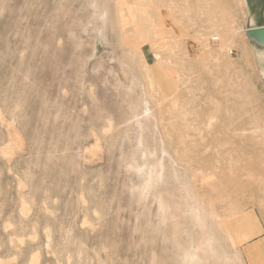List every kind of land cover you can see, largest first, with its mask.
I'll return each instance as SVG.
<instances>
[{"label": "rangeland", "instance_id": "1", "mask_svg": "<svg viewBox=\"0 0 264 264\" xmlns=\"http://www.w3.org/2000/svg\"><path fill=\"white\" fill-rule=\"evenodd\" d=\"M260 26L264 0H0V264H251L221 229L264 217Z\"/></svg>", "mask_w": 264, "mask_h": 264}, {"label": "crops", "instance_id": "2", "mask_svg": "<svg viewBox=\"0 0 264 264\" xmlns=\"http://www.w3.org/2000/svg\"><path fill=\"white\" fill-rule=\"evenodd\" d=\"M161 66L164 70L165 80H161L155 66ZM151 69L154 81L160 92L170 97L174 94V80L168 70L161 64ZM166 83L165 81H167ZM167 84L170 86L168 88ZM168 90H172L171 92ZM222 232L230 247L239 250L240 254L246 257L251 264H264V217L255 209L247 210L242 214L233 216L222 225Z\"/></svg>", "mask_w": 264, "mask_h": 264}, {"label": "bare ground", "instance_id": "3", "mask_svg": "<svg viewBox=\"0 0 264 264\" xmlns=\"http://www.w3.org/2000/svg\"><path fill=\"white\" fill-rule=\"evenodd\" d=\"M255 28H257V27H254V28H250V29H247L246 31V33H247V36L249 37V38H251V39H253L254 41H256V43H258L259 45H261V46H264V42H262L260 39H258L257 37H256V35L254 34V30H255ZM261 58H262V60H263V57H262V54H261ZM161 80H163V78L161 77ZM164 81V80H163ZM148 100V99H147ZM216 112H217V110H215ZM215 111H214V114L216 115V113H215ZM144 112H146V111H144ZM143 112V113H144ZM153 113V112H152ZM213 113V112H212ZM148 114V113H147ZM147 114H145L146 115V117H144V119L146 120L144 123H146L145 124V126L146 125H149V126H147V129H146V132H152V133H154V135L156 136V137H154V138H156V140L155 141H157L158 143H160V137L158 136L159 135V133H158V131H157V129L156 128H154L153 126H154V123H153V121H151V119H150V117H148V115ZM154 115V114H153ZM210 116V115H209ZM154 117V116H153ZM142 119V118H141ZM211 119V118H210ZM135 122H134V125H135V127L137 128V130H140L139 132L142 134L143 133V131H144V129H142V127H143V125H142V123L139 121V120H134ZM150 125H151V127H150ZM214 128V127H213ZM135 129V128H134ZM219 129V131H221V128L219 127V128H217V130ZM225 129H226V127H225ZM231 129V127H229V128H227L226 129V131L227 132H230L229 130ZM225 131V132H226ZM145 132V133H146ZM228 134V133H227ZM141 136H143V134L141 135ZM147 136V135H146ZM144 138H145V135H144ZM230 138V137H229ZM152 139V138H151ZM150 139V140H151ZM162 139V138H161ZM227 140H228V137H227ZM232 140V139H231ZM216 142V141H215ZM147 143V142H146ZM152 143V142H151ZM162 143V142H161ZM210 143V142H209ZM139 144V143H138ZM157 144V143H156ZM162 145V144H161ZM160 145V147H158L157 148V146L155 147V148H151V147H149V146H147L146 144H143V143H140V146L142 147V156H143V158L145 159V164L147 163L148 164V168L149 169H151L150 170V174H149V169H146V170H148L147 172H148V174L149 175H153V177H154V181H156V182H163L164 181V178L166 177V175H164L165 174V172L168 170V171H171V172H173V174H175V175H171L173 178H175V179H177V180H180V177H181V175L179 174V172L181 171L180 170V167H178V166H176V164H177V161H176V159H174L173 158V154L170 152V148L168 147L167 149H165V150H162V146ZM159 146V145H158ZM153 147V146H152ZM167 147V146H166ZM201 147V146H200ZM133 154V153H132ZM131 157V156H130ZM144 165V164H143ZM142 167V166H141ZM140 167V168H141ZM145 167V166H144ZM143 167V168H144ZM138 168H139V166H138ZM139 168V169H140ZM257 169H259L258 167L255 169V170H257ZM139 171V170H138ZM146 172V171H145ZM146 174V173H145ZM169 174H171V173H169ZM167 178H169V177H167ZM171 179V178H170ZM172 180V179H171ZM182 180H183V178H182ZM187 180V179H186ZM165 181H166V179H165ZM169 182H170V180H169ZM171 182H173V181H171ZM184 182V181H183ZM175 183H176V181H175ZM185 183V182H184ZM173 185V184H172ZM179 185V184H178ZM183 185V184H182ZM161 189V188H160ZM190 197V196H189ZM201 201V200H200ZM194 202H197V199L195 198L194 199ZM197 205V204H196ZM206 207V206H205ZM193 208V207H192ZM188 209V208H187ZM177 210V209H176ZM190 211V210H189ZM197 211H198V207L197 206H195L194 207V209H192L191 210V218H193L194 220H198L199 219V214L197 213ZM207 211V210H206ZM208 212V211H207ZM209 212H211V211H209ZM178 214V213H177ZM176 214V215H177ZM208 214V213H207ZM260 214H263L262 212L260 213ZM189 215V216H190ZM208 215H211V214H208ZM187 216V215H186ZM176 217H178V216H176ZM180 217V216H179ZM190 218V219H191ZM185 219V218H184ZM208 219V218H207ZM174 220H177V219H174ZM209 220V219H208ZM212 220H214V219H212ZM200 221V220H199ZM212 222V221H211ZM176 224H178L177 222H175ZM208 223V222H207ZM210 223V222H209ZM183 224V223H182ZM191 224V223H190ZM202 224H203V222H202ZM206 224V223H205ZM217 224V223H216ZM208 225V224H207ZM201 226V225H200ZM212 225H210V227H211ZM219 226V230L221 229V227H220V225H218ZM180 227H181V225H180ZM195 228V227H194ZM204 228V227H203ZM216 228V227H215ZM208 229V228H207ZM208 230H210V229H208ZM221 231H222V229H221ZM208 232H210V231H208ZM212 233V232H211ZM210 233V234H211ZM215 232L213 231V234H214ZM207 234V233H206ZM222 234H223V232H222ZM207 236V235H206ZM212 235H210L209 236V239H207V241L206 242H204L203 243V246H206V247H208V248H210V247H212L213 246V244H214V242H215V240H214V238H213V236L211 237ZM217 236V235H216ZM200 238H201V236H200ZM216 238V237H215ZM203 239V238H202ZM202 239H200V240H202ZM204 240V239H203ZM217 240V239H216ZM215 244H217V243H215ZM214 244V245H215ZM219 244V243H218ZM199 245H200V243H199ZM217 246V245H216ZM197 247V246H196ZM218 247H219V245H218ZM200 248V247H199ZM202 248V247H201ZM204 248V247H203ZM202 248V250H204ZM213 248V247H212ZM211 248V249H212ZM216 248V250H217V247H215ZM205 249H207V248H205ZM214 249V248H213ZM224 249V248H223ZM196 250H198V249H196ZM201 251V250H200ZM206 251V250H205ZM213 251H215V250H213ZM220 251V250H219ZM204 252V251H203ZM207 253L209 252V250L208 251H206ZM211 252V251H210ZM209 252V253H210ZM225 252V251H224ZM187 253H188V251H187ZM186 253V254H187ZM211 253H213V252H211ZM215 253H216V251H215ZM185 254V253H184ZM185 254V255H186ZM189 254V253H188ZM236 254V253H235ZM234 254V255H235ZM220 255V254H219ZM218 255V253H216V256H219ZM188 256V255H187ZM190 256V255H189ZM188 256V257H189ZM223 256H224V253H223ZM228 256H231V255H229L228 254ZM227 256V258H229L230 259V257H228ZM199 257H201L200 255H199ZM225 257V256H224ZM223 257V258H224ZM237 257V256H236ZM235 257V258H236ZM187 258V257H186ZM218 258H220V256L219 257H217V259ZM232 258V257H231ZM188 259V258H187ZM222 260V259H221ZM236 260V259H235ZM187 261V260H186ZM223 261V260H222ZM225 261V260H224ZM231 263H232V261H231ZM230 264V263H229Z\"/></svg>", "mask_w": 264, "mask_h": 264}, {"label": "water", "instance_id": "4", "mask_svg": "<svg viewBox=\"0 0 264 264\" xmlns=\"http://www.w3.org/2000/svg\"><path fill=\"white\" fill-rule=\"evenodd\" d=\"M254 34L258 39H260L262 42H264V26H260L255 28Z\"/></svg>", "mask_w": 264, "mask_h": 264}]
</instances>
